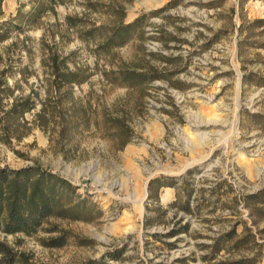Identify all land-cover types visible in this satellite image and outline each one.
Here are the masks:
<instances>
[{
	"label": "rangeland",
	"instance_id": "obj_1",
	"mask_svg": "<svg viewBox=\"0 0 264 264\" xmlns=\"http://www.w3.org/2000/svg\"><path fill=\"white\" fill-rule=\"evenodd\" d=\"M23 4L31 9L30 0H3L0 21H13ZM143 14L140 33L123 47L101 52L82 36L92 25ZM66 17L84 26L69 28ZM12 23L0 43V165L58 173L96 212L90 221L51 219L33 237L2 240L34 264H204L208 250L200 246L238 224L239 238L255 241L230 258L257 255L264 264V0H73L38 26ZM52 55L85 68L87 82L59 87ZM118 68L157 77L138 89L111 85L104 73ZM16 104L35 108L12 113ZM216 116L219 126L193 128ZM160 176L177 186L150 196ZM186 186L192 211L169 208ZM134 192L142 206L126 199ZM54 227L66 233L64 247L46 245L59 235ZM114 251L120 259L111 260Z\"/></svg>",
	"mask_w": 264,
	"mask_h": 264
},
{
	"label": "trees",
	"instance_id": "obj_2",
	"mask_svg": "<svg viewBox=\"0 0 264 264\" xmlns=\"http://www.w3.org/2000/svg\"><path fill=\"white\" fill-rule=\"evenodd\" d=\"M0 0V17L2 16ZM73 0H30L31 9L24 11L25 4L21 5L15 21L22 23L29 28L38 26L40 20L48 12H55L56 7L72 3ZM113 13H120L121 9H112ZM146 14L139 16L135 21L125 24L122 20L116 25H92L88 31L82 33L87 40L98 42L97 49L101 52H109L115 48L123 47L131 42L134 37L140 33L141 24ZM13 20V21H14ZM13 21H0V43L9 38L10 27ZM69 28L77 29L80 24L84 26L82 19L66 17ZM48 68L50 75L54 77V83L59 87L71 88L75 85L81 86L88 80L86 69L78 66L75 69L70 68L68 58L61 59L58 55H52L49 59ZM105 80L115 86L138 89L143 88L156 80L154 74L138 70L137 68H118L104 73ZM26 104H16L11 111H18L22 115L27 111H32L35 106ZM19 107H23L20 111ZM178 180L173 177H156L150 181V196L163 188H176ZM186 195L174 200L169 208L180 207L191 212L192 191L186 186ZM260 195H264L261 192ZM157 197L154 210H161L164 207L159 203ZM96 212L95 206L78 194V188L69 180L58 173L45 169L39 165L27 166L14 169L0 165V234L18 235L23 234L29 237L37 235L44 225L51 219L70 220V221H90ZM237 225L225 234H221L213 239V243L206 246L201 245V249L208 250L207 254L201 256L204 264H260L261 259L257 256H243L239 258H230L234 253L242 250L245 246L255 241V236L247 234L244 238L237 235ZM188 225L181 230H172L168 238L178 237L182 231L188 232ZM50 233H59L58 236L47 241L46 245L52 248L64 247L67 243V236L63 230L54 227L49 230ZM154 237L161 241L160 234H154ZM170 249H174L176 244H167ZM120 251H114L109 254L111 260L120 259L117 255ZM229 255L227 258H221V254ZM188 258L177 259L173 264H185ZM0 264H34L29 254L15 250L5 240L0 238ZM84 264H107L105 258L89 260ZM157 264H168L159 262Z\"/></svg>",
	"mask_w": 264,
	"mask_h": 264
},
{
	"label": "bare ground",
	"instance_id": "obj_3",
	"mask_svg": "<svg viewBox=\"0 0 264 264\" xmlns=\"http://www.w3.org/2000/svg\"><path fill=\"white\" fill-rule=\"evenodd\" d=\"M211 100V99H210ZM208 119V118H207ZM218 118H217V116L216 117H214V118H211V119H209V120H207V121H203V122H201V123H196V124H194V126H193V128L199 133L200 131H202L203 129H206V128H210V127H212V126H219L220 125V121L219 120H217ZM206 135H200L199 134V138L200 139H206ZM226 143L228 144V142L226 141ZM136 192V191H135ZM133 193V194H131L130 195V197H128V198H126L127 200H130V201H132V203H135V204H138V205H140V206H142V204H143V200H144V197L143 198H139L137 195H136V193Z\"/></svg>",
	"mask_w": 264,
	"mask_h": 264
}]
</instances>
